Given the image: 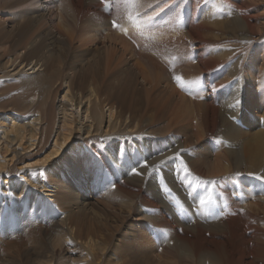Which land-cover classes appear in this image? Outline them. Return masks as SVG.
I'll list each match as a JSON object with an SVG mask.
<instances>
[{
    "label": "bare ground",
    "instance_id": "obj_1",
    "mask_svg": "<svg viewBox=\"0 0 264 264\" xmlns=\"http://www.w3.org/2000/svg\"><path fill=\"white\" fill-rule=\"evenodd\" d=\"M0 117V264H264V0H0Z\"/></svg>",
    "mask_w": 264,
    "mask_h": 264
},
{
    "label": "rangeland",
    "instance_id": "obj_2",
    "mask_svg": "<svg viewBox=\"0 0 264 264\" xmlns=\"http://www.w3.org/2000/svg\"><path fill=\"white\" fill-rule=\"evenodd\" d=\"M4 84H6V82L4 83ZM64 93H65V91L64 90H62L61 91V95L63 96L64 95ZM59 99H61V96H59ZM10 120H3V119H1V117H0V132H2V134H3V132H4V130H6V129H8L5 125H9V122ZM14 123L15 124H18V125H22V123L21 122H17V121H14ZM0 136H2V135H0ZM9 137H11V136H9ZM13 149H15L16 151L18 150V148L19 147H17V145L16 144H12V146H11ZM48 151L51 149V146L49 145L48 146ZM1 154V153H0ZM4 162H7V165L6 166H12L13 165V161H12V159L10 158V156L8 155L7 157H6V160L4 161ZM33 162L34 161H32L30 164V166H26V165H19V167H20V169L22 170V169H24V171L27 169H29V170H32V169H35L36 168V166L35 165H33ZM64 163V164H63ZM63 163H61V162H59V163H57L56 164V167H57V169H60V170H58V173L59 174H61V179H63L64 181H69V179L71 178V176H72V174L70 173L71 171H72V168H75L74 170H77V172H78V174H80L79 176L81 177L82 176V178H84V176H83V171H82V169L80 168V166H76L69 158H68V160L67 161H64ZM64 165H66V168H65V166ZM39 166L40 165H38V168H39ZM14 169V167L11 169V170H13ZM80 169V170H79ZM80 171V172H79ZM61 172V173H60ZM24 174V173H23ZM66 174V175H65ZM69 174V175H68ZM17 177H21V178H23L24 180H26L27 181V183H28V181L30 180V178H29V175H26L25 177H23L22 176V172L19 174V176H17ZM87 178V177H86ZM7 186H11V184L10 183H8L7 185H6V187ZM36 191L38 190V191H40L41 193H42V195L47 199V200H52L51 198V196L49 195V192H48V190H44V189H41V188H36L35 189ZM168 196H170L171 197V195L170 194H167ZM91 203H93V202H91ZM179 205H180V203H179ZM180 207H181V205H180ZM182 209V208H181ZM183 210V209H182ZM71 257H73V256H71Z\"/></svg>",
    "mask_w": 264,
    "mask_h": 264
},
{
    "label": "snow or ice",
    "instance_id": "obj_3",
    "mask_svg": "<svg viewBox=\"0 0 264 264\" xmlns=\"http://www.w3.org/2000/svg\"><path fill=\"white\" fill-rule=\"evenodd\" d=\"M130 19H131V17H129ZM117 26V24H116V22L114 21L113 22V27H116ZM175 80H176V82H177V84L180 86V87H184V82L182 81V79H181V77L180 76H176L175 77ZM185 171H187V169H185ZM209 199H211V197H209ZM201 203L203 204L204 203V201L203 200H201Z\"/></svg>",
    "mask_w": 264,
    "mask_h": 264
}]
</instances>
